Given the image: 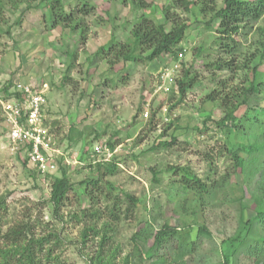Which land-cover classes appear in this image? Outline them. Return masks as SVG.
<instances>
[{
	"label": "rangeland",
	"instance_id": "1",
	"mask_svg": "<svg viewBox=\"0 0 264 264\" xmlns=\"http://www.w3.org/2000/svg\"><path fill=\"white\" fill-rule=\"evenodd\" d=\"M81 1L84 0H62V3L68 11ZM85 1L94 10L83 17L86 39L82 42L68 27H50L45 0H3L0 84L3 87L11 84L7 88L10 93L17 86L26 85L40 92L45 125L53 133L57 153H54L56 165L49 172L38 173L34 166L24 164L25 151L17 149L23 145L16 146L9 137V122L0 110V196H5L6 202L2 229L18 220L29 221L36 235L59 236L60 245L53 259L58 262L50 264H88V258L99 248L100 237L89 234L82 242L79 235L82 223L73 213L78 215L80 207L90 208L81 182L95 177L89 163L116 160L119 170L104 179L116 186L114 194L123 189L140 200V207L121 215L113 223L114 230L108 232L113 244L121 248L120 256L130 254L132 258L135 243L145 252L141 264H150L151 257L156 256L148 246L156 230L167 222L177 227V234L185 241L184 260L178 264H224V254L231 256L229 264H251L248 259L236 260L234 247L226 238L234 234L239 220L252 216L253 197L264 192V153L251 156L256 159L254 169L250 181L244 183L245 175L233 171L230 151L226 149L228 145L236 148L242 136L228 137L214 124L224 114L218 97L231 93L230 89L239 84L240 73L234 75L223 70L213 73V68L206 64L217 57L215 50L203 51L201 57L192 53L200 42L210 45L216 36L217 20H212L208 28L209 14H185L182 8H177V14L189 23L180 44L185 48L182 57L175 60L161 55L152 61L137 62L117 59L109 67L97 53L98 47L112 41L123 42L141 10L117 0ZM146 1L149 17L164 22L160 9L167 0ZM220 5L221 0H217V6ZM195 10L194 7L192 11ZM248 40L241 39L243 45ZM190 65L197 83L186 90L181 102L169 109L177 99L174 77ZM209 94L217 99L208 100ZM171 95L176 97L172 102ZM249 105L264 106V102L254 98ZM245 110L242 106L234 114L241 116ZM206 116L210 119L206 122L207 129H203ZM172 137L175 140L170 146L156 145L159 140L169 142ZM108 140L112 149L106 144ZM95 145L102 146L105 154L92 155ZM170 165L187 166L201 179L210 175V180L221 181L228 174L216 198L195 205V201L199 203L196 195L190 193L186 198L178 193L173 197L172 191L169 192L166 186L172 174L166 167ZM250 165L246 168L248 174ZM59 166L65 169L71 183L68 201L59 210L61 221L52 213L48 202L50 176L59 173ZM152 169L160 172L157 185L152 182ZM191 208L196 212L192 213ZM145 219L149 220L147 227L140 230ZM198 225H204L210 235H199ZM138 230L144 234L141 245L138 240L133 243L130 239ZM256 230L261 234L259 225ZM174 248L176 242L170 239L158 246L156 253L171 258ZM135 261L129 260V264ZM114 262L121 264L120 260Z\"/></svg>",
	"mask_w": 264,
	"mask_h": 264
},
{
	"label": "trees",
	"instance_id": "2",
	"mask_svg": "<svg viewBox=\"0 0 264 264\" xmlns=\"http://www.w3.org/2000/svg\"><path fill=\"white\" fill-rule=\"evenodd\" d=\"M45 1L47 7L45 15L50 27L54 28L57 25L68 27L77 33L80 41L84 42L86 29L83 17L90 14L94 10V6L84 0L75 8L66 11L62 0ZM117 1L122 5L128 3L136 11L141 10V14L137 16L136 21L132 22L129 29L130 35L123 42L112 41L98 47L97 53L102 55L109 67L114 65L117 59L137 62L139 60L152 61L161 55L174 57L175 60L182 57L185 48L180 44L184 40V34L189 23L186 18L177 14V8H182L185 14L194 13L199 16L209 14L210 18L206 22L208 28H210L212 20H217V26L214 29L216 36L212 42H209L210 45H207L206 42H200L198 46L193 47L192 53L195 57H201L203 51L211 53L215 50L217 57L206 64L209 68H213V73L215 70L230 71L235 73L234 75L240 73L239 84H235L230 89L231 93H225L226 95L218 97L224 114L215 120L214 124L220 130H224L228 137L231 135L234 137L242 136V141L237 143L236 148L228 145L226 149L230 151L233 171L242 176L245 175L244 183H248L254 169L253 161L256 160L253 157L264 153V122L261 123L264 121V106L251 107L249 105L250 100L254 98H261L264 102V70L261 69L264 66V0H221L220 6H217V0H167L160 9L164 22L149 17L150 9L148 10L149 5L146 0ZM3 6L4 2L0 0V10ZM194 7L196 10L192 11ZM242 38H245L246 41L250 40L243 45ZM73 56L74 53L72 52L70 54L72 61ZM191 67L192 65L182 68V73L174 77L177 99L172 102L175 96L171 95L169 100L172 103L169 109L181 102L186 90L197 83V78L191 72ZM221 83L223 84V82ZM10 85L5 84L3 90L8 91L7 88ZM16 95L18 96L17 93ZM259 95L261 96L259 97ZM207 99L216 100L217 98L214 99L209 94ZM242 106L246 107L245 112L241 116H236L234 113ZM209 119V116H206L202 121L203 129H207L206 122ZM77 134L80 135V133ZM67 138L72 140V137L67 136ZM174 140L175 137H172L169 142L159 140L156 145L167 147ZM106 144L112 149L113 145L109 140ZM25 148L29 149L31 145L25 144L23 148L17 149L22 151ZM23 163L27 165L26 157H24ZM249 163L251 165L248 174L246 168ZM88 165L94 171L95 177L83 180L81 185L83 187L82 193L88 198L90 208L80 207L78 215L73 213V217L82 223L79 233L82 242L89 234L100 237L99 248L96 249L94 255L88 258V264H114L115 259L120 260L121 264H129V260H136L133 264H141L145 259V252L134 242L138 240L140 244L144 240V234L140 230L147 227L149 220L145 219L142 229L130 237L134 243L132 258H130V254L120 256L121 248L113 244L112 235L108 233L114 230L113 223H116L121 215H127L130 211L131 213L135 212V209L140 207V200L123 189H119L120 192L117 195L114 194L116 186L104 179L106 175H115L119 170L116 160H99ZM58 170L57 175L50 176L48 202L52 207V213L61 221L62 216L59 210L68 201L71 183L65 169L59 166ZM166 171L172 174L166 187L169 192L172 191L173 197L178 193H183L187 198V194L192 193L196 195V199L198 197L199 203L195 201V205L210 198H216L224 186L228 174L226 172L219 181V178L210 180V175L201 179L187 166L170 165L166 167ZM37 172L40 173L39 170ZM151 172L152 182L156 185L159 184L158 174L160 172L154 169ZM261 188L258 187L257 189L261 190ZM253 198L255 205L252 216L241 217L236 231L226 240L230 246L234 247L236 260L243 258L248 259L251 264H264V192L261 195L255 194ZM122 205L124 206L122 207ZM5 209V196H0V264L57 263L58 260L53 259L56 258L55 251L60 245L59 236L55 233L36 235L32 224L29 221L21 220L3 230L2 227L5 224L3 211ZM143 209H147L146 206H143ZM191 211L192 213L196 212L192 208ZM149 219L152 220L153 217ZM258 225L261 228V234L257 233L256 227ZM197 230L199 235H210L204 225H198ZM170 239L176 242V248L171 253V258L158 255L156 253L158 246ZM184 244L185 241L177 234V227L170 226L167 222L163 223L154 233L151 244L148 246V250H153V254L156 256L155 258L151 257L150 264H178L182 262L184 260V253L182 252ZM223 258L224 264L230 263V255L224 254Z\"/></svg>",
	"mask_w": 264,
	"mask_h": 264
},
{
	"label": "built area",
	"instance_id": "3",
	"mask_svg": "<svg viewBox=\"0 0 264 264\" xmlns=\"http://www.w3.org/2000/svg\"><path fill=\"white\" fill-rule=\"evenodd\" d=\"M19 96L8 95L0 84V110L9 122L8 134L17 144H30L25 148L26 162L37 170L51 171L56 165L52 132L45 125L44 109L40 92L34 91L29 86L18 88ZM104 155L105 149L95 145L92 155Z\"/></svg>",
	"mask_w": 264,
	"mask_h": 264
},
{
	"label": "clouds",
	"instance_id": "4",
	"mask_svg": "<svg viewBox=\"0 0 264 264\" xmlns=\"http://www.w3.org/2000/svg\"><path fill=\"white\" fill-rule=\"evenodd\" d=\"M2 88H3V85H2ZM13 88H16V87H13ZM17 90H19L18 89V86H17V88L16 89H12V91H11V93L9 92V91H4L6 94H8V95H14V96H17L16 95V93L18 94V96H19V91H17ZM17 96V97H18Z\"/></svg>",
	"mask_w": 264,
	"mask_h": 264
}]
</instances>
